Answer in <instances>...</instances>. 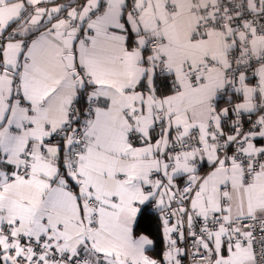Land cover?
Returning a JSON list of instances; mask_svg holds the SVG:
<instances>
[{"label": "snow or ice", "instance_id": "snow-or-ice-1", "mask_svg": "<svg viewBox=\"0 0 264 264\" xmlns=\"http://www.w3.org/2000/svg\"><path fill=\"white\" fill-rule=\"evenodd\" d=\"M0 264H264V0H0Z\"/></svg>", "mask_w": 264, "mask_h": 264}]
</instances>
